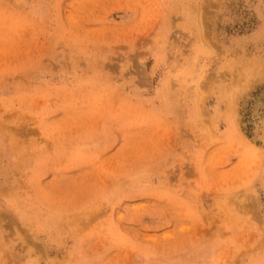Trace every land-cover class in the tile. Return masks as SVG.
I'll return each instance as SVG.
<instances>
[{"label": "rangeland", "instance_id": "rangeland-1", "mask_svg": "<svg viewBox=\"0 0 264 264\" xmlns=\"http://www.w3.org/2000/svg\"><path fill=\"white\" fill-rule=\"evenodd\" d=\"M0 264H264V0H0Z\"/></svg>", "mask_w": 264, "mask_h": 264}]
</instances>
